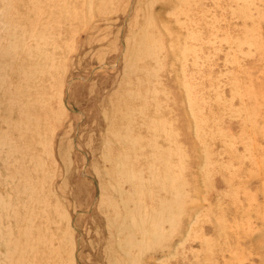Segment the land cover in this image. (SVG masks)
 <instances>
[{"label":"rangeland","instance_id":"obj_1","mask_svg":"<svg viewBox=\"0 0 264 264\" xmlns=\"http://www.w3.org/2000/svg\"><path fill=\"white\" fill-rule=\"evenodd\" d=\"M0 264H264V0H0Z\"/></svg>","mask_w":264,"mask_h":264}]
</instances>
